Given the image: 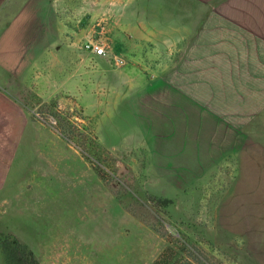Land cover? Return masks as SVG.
<instances>
[{
	"label": "rangeland",
	"instance_id": "1",
	"mask_svg": "<svg viewBox=\"0 0 264 264\" xmlns=\"http://www.w3.org/2000/svg\"><path fill=\"white\" fill-rule=\"evenodd\" d=\"M23 1L0 0V28ZM214 1L201 0L200 7L223 0ZM99 2L86 1L90 26L102 17L111 23L110 6L108 15L93 14L101 11ZM129 2L120 0L114 11H125ZM258 3L264 6V0ZM93 29L87 28L77 50L88 40H112ZM161 51H145V64ZM4 84L24 99L33 135V124L38 127L32 158L16 162L15 174L0 189V238L7 244L18 242L38 264H153L176 247L177 237L191 244L200 264H264V142L258 144V129L245 136L253 142L197 144L205 152H196L189 128L150 134L147 119L126 115L125 101L113 114L90 116L77 97L41 103L20 83ZM54 115L67 120L61 124ZM238 130L250 134L248 128ZM179 135L187 139L184 151L168 157L164 153L176 150ZM153 138L169 144L154 147ZM181 254L180 264L194 261ZM0 264H7L1 249Z\"/></svg>",
	"mask_w": 264,
	"mask_h": 264
},
{
	"label": "crops",
	"instance_id": "2",
	"mask_svg": "<svg viewBox=\"0 0 264 264\" xmlns=\"http://www.w3.org/2000/svg\"><path fill=\"white\" fill-rule=\"evenodd\" d=\"M86 1L24 0L0 28V189L16 162L32 158L38 140L29 108L6 79L30 89L41 103L77 97L90 116L106 117L125 101L126 115L147 119L150 134L189 128L196 152H205L197 144L253 142L247 138L255 129L258 144L264 142V6L258 0H223L210 8L200 7L201 0H130L120 13L114 11L120 0H99L101 11L93 14L108 15L110 6L111 23L102 17L91 26ZM88 27L112 37L105 40L106 57L76 49ZM154 47L162 49L160 57L145 64V51ZM243 127L250 134L238 130ZM179 137L176 150L164 153L168 157L184 151L187 139ZM161 139L153 138V146L169 144Z\"/></svg>",
	"mask_w": 264,
	"mask_h": 264
},
{
	"label": "trees",
	"instance_id": "3",
	"mask_svg": "<svg viewBox=\"0 0 264 264\" xmlns=\"http://www.w3.org/2000/svg\"><path fill=\"white\" fill-rule=\"evenodd\" d=\"M58 119V121L63 124L64 120H67L66 118H63V116L60 115H54ZM60 136L62 137L63 140L66 141V144H69L70 142L68 141V138L64 136V134L60 133ZM68 142V143H67ZM164 202V201H163ZM167 202V201H166ZM165 203V202H164ZM175 242H176V247L174 249L164 251L156 260L153 264H180L179 261L180 257L181 259L183 258L182 254H186L187 257L185 258H193V262L189 264H200L201 262L199 261V257L197 256L195 249L191 246V244L183 238H177L175 237ZM21 248V250H19ZM0 249L2 250L3 254L5 255L6 258V263L7 264H38L34 258H32L31 254H25L23 251L24 248L18 244V242L14 241L12 244H7L6 239H1L0 238ZM176 251V255L173 257L172 253L170 251ZM188 254V255H187ZM183 260V259H182ZM183 264V263H182Z\"/></svg>",
	"mask_w": 264,
	"mask_h": 264
},
{
	"label": "built area",
	"instance_id": "4",
	"mask_svg": "<svg viewBox=\"0 0 264 264\" xmlns=\"http://www.w3.org/2000/svg\"><path fill=\"white\" fill-rule=\"evenodd\" d=\"M83 50L100 57L108 54L107 44L101 40H88L83 46Z\"/></svg>",
	"mask_w": 264,
	"mask_h": 264
}]
</instances>
